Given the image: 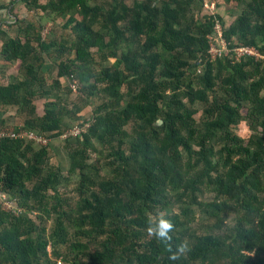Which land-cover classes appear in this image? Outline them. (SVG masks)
<instances>
[{
    "label": "trees",
    "instance_id": "trees-1",
    "mask_svg": "<svg viewBox=\"0 0 264 264\" xmlns=\"http://www.w3.org/2000/svg\"><path fill=\"white\" fill-rule=\"evenodd\" d=\"M22 1L68 14L72 38L57 45L34 21L0 18V75L19 64L0 83V107L27 116L17 127L0 119V130L49 139L45 147L0 139V191L35 213L0 210V264H264V0H225L241 7L228 28L217 13L194 20L203 0H112L107 9L90 0ZM216 21L228 54L211 60ZM239 47L261 57L236 60ZM51 55L65 59L44 87L39 69ZM71 76L87 99L103 100L79 124H89L85 131L63 138V170L47 162L50 140L90 103L67 108L62 80ZM33 98L46 100L41 114ZM241 122L247 140L233 131ZM64 173L73 204L58 190ZM195 207L203 217L196 227Z\"/></svg>",
    "mask_w": 264,
    "mask_h": 264
},
{
    "label": "rangeland",
    "instance_id": "rangeland-1",
    "mask_svg": "<svg viewBox=\"0 0 264 264\" xmlns=\"http://www.w3.org/2000/svg\"><path fill=\"white\" fill-rule=\"evenodd\" d=\"M47 0H39L40 3H44ZM158 5H160V0H154ZM215 3V7L213 9V5H210V8L213 10V13H217L222 22H223V28H228L229 25H231L234 20L240 15L241 12V7L238 6L236 3H232L229 1H225V0H211ZM97 3L100 5H103L106 9L107 6H111V5H116V3L112 0H90V3ZM135 0H127V3H135ZM5 4L7 7L3 8L2 10H0V13H5V18L7 20L10 19L11 13H16L18 14V17H22V19H25L27 21H34V23L36 24V29L38 31H40V35L42 37V39H54L58 44L62 43V39L61 37H68V38H72V32L70 29V26L64 28L63 27V23L66 21L68 14L66 15H60V16H55V13H49V12H45L42 11L40 9L37 10H28L24 5V2L22 0H0V5L1 4ZM12 9V12H11ZM10 13V14H8ZM193 16H194V20L196 21H200L202 17H204L203 15L206 14H212L210 11L205 10V7H201L199 4V7L197 9H194L192 12ZM77 18L81 19V16L76 15ZM123 24H125V22H121ZM99 28L98 25L96 24L95 29ZM107 40L109 39L106 38ZM1 44V43H0ZM95 52V50H94ZM122 52L119 51V57H121ZM73 56V54H71ZM71 56V57H72ZM48 58V59H47ZM44 58V64L41 66L42 69L39 71L41 75L45 74L46 76V82L44 83V87H48L51 86L52 84V80H55L56 78V73H57V66L58 64L61 62V60L65 59L64 56L62 57H55L54 55H51L50 57ZM96 65H94L96 71H100L101 70V66L102 65V60L100 59L99 56L96 55V61H95ZM106 62V61H105ZM115 62V59L110 58L104 65L107 68H112L113 64ZM18 67L19 64H14V65H9L7 66V68L5 69L3 75H0V83L5 84L8 81V77L9 76H15L18 73ZM121 70H124L123 67L120 68ZM1 72V71H0ZM196 72L195 71H192ZM62 85L64 86L65 90H64V99H67V108L71 109L73 107V104L76 105V103H79L80 105L82 103L85 102V100H88L87 105L82 106V110L72 119L70 120V128L72 129L75 125H77L78 123L82 122L83 120H90L91 116L93 114V109L96 108L99 104L102 103V96L97 94L95 95V97L93 98H86V94H84L83 92H78V93H69L66 91L67 89V81L66 79L62 80ZM68 90V89H67ZM35 96H38L37 93L35 94ZM32 103L35 104L36 106V115L41 114L42 110H43V103L46 100H43L41 98L37 99V98H33L31 99ZM77 101V102H75ZM196 109L198 110V114H197V119H199L202 108L200 105L196 106ZM9 116L13 119H10L11 122V126L13 127H17L20 125H23L24 119L27 117L25 113H20L19 111L16 112V110L14 108H11L10 110ZM68 121V120H67ZM10 125V124H9ZM129 129H131V126L128 127ZM66 131V130H65ZM235 134H237V136L243 138L244 140H247L248 136L250 135V131L248 130L247 126L245 125L244 122H241L239 124V126L233 130ZM62 141L63 138H57V139H53L51 138L50 140V144H52V147H50L49 153H48V159L47 162L49 165H53V166H59L61 167L63 170L68 168V159L66 158V156H64V154L62 153ZM94 160V157H93ZM66 173H64V175L61 174V179H62V183L60 185V187H58V190L60 192V194L62 195H67L70 197V203L73 204L76 199L77 196L74 195L73 193V188H74V184H72L71 181H68V178L65 177ZM207 199L209 198V196H205ZM204 199V198H203ZM1 210V209H0ZM196 210V220L193 223V226L196 227L199 223H201L203 221V217H202V213L200 210H198L197 207H195ZM175 211H177V209H175ZM7 214H12L11 212L8 211H4ZM180 212V210L178 209V213ZM38 220H36L37 222ZM50 223H47V226H49ZM48 252H50V248L48 249ZM61 264H63V260H61ZM67 264V263H64Z\"/></svg>",
    "mask_w": 264,
    "mask_h": 264
},
{
    "label": "built area",
    "instance_id": "built-area-1",
    "mask_svg": "<svg viewBox=\"0 0 264 264\" xmlns=\"http://www.w3.org/2000/svg\"><path fill=\"white\" fill-rule=\"evenodd\" d=\"M203 7H205V10L210 11L213 13V10L210 8V5H213V9L215 7V3L211 0H203ZM209 40H211L210 48L208 51L209 57L211 60H215L217 58H221L222 56L228 54V50L226 48V43L222 39V27L219 21H216L213 26V33L210 34L208 37ZM234 57L236 60H239L241 58L247 57V56H255L256 58H260L261 55L259 52L252 47H239L234 50ZM67 85L68 88L71 90L72 93H77L80 89V85L76 78L70 77L67 79ZM82 122L75 125L71 130L67 131L62 135V137L67 136H78L83 131L86 130L89 124H83L82 127L79 125ZM3 137H10V138H19L21 140H28L31 141L34 145L38 146H47L49 143V139L46 135H37L33 131H26L19 129L18 131H4L0 130V139ZM0 209L2 211H8L11 212L13 216H21L26 215V217L35 219V213L31 212L28 214H25L22 209L18 206L17 200L11 198L8 196L5 192L0 191ZM60 264V262H58Z\"/></svg>",
    "mask_w": 264,
    "mask_h": 264
},
{
    "label": "crops",
    "instance_id": "crops-1",
    "mask_svg": "<svg viewBox=\"0 0 264 264\" xmlns=\"http://www.w3.org/2000/svg\"><path fill=\"white\" fill-rule=\"evenodd\" d=\"M3 4V3H2ZM0 10H2V9H0ZM3 12V11H2ZM0 13V18H2L3 17V19H4V17H5V13ZM0 43H1V41H0ZM1 45V44H0ZM1 66H4V62H3V60H1L0 59V67ZM7 68V67H6ZM5 68V69H6ZM5 69H4V71H5ZM9 78V77H8ZM1 80V79H0ZM2 84V83H1ZM5 84H7V82L5 83ZM5 84H3V85H5ZM11 108H14L15 110H16V108L15 107H4V108H2V107H0V119L1 120H3V122H4V124L5 125H11V122H10V119H13V118H11L10 116H9V114H11L10 113V110H11ZM16 112H17V110H16Z\"/></svg>",
    "mask_w": 264,
    "mask_h": 264
},
{
    "label": "clouds",
    "instance_id": "clouds-1",
    "mask_svg": "<svg viewBox=\"0 0 264 264\" xmlns=\"http://www.w3.org/2000/svg\"><path fill=\"white\" fill-rule=\"evenodd\" d=\"M66 81H67V80H66ZM77 81H78V80H77ZM78 83H79V82H78ZM79 85H80V84H79ZM67 88H68V85H67ZM80 88H81V86H80ZM79 90H80V89H79ZM79 90H78V92H79ZM78 92H77V93H78ZM65 133H66V132H65ZM61 138H64V137H61ZM2 192H3V191H2ZM160 234H161V235H165V233H163V232L160 233Z\"/></svg>",
    "mask_w": 264,
    "mask_h": 264
},
{
    "label": "water",
    "instance_id": "water-1",
    "mask_svg": "<svg viewBox=\"0 0 264 264\" xmlns=\"http://www.w3.org/2000/svg\"><path fill=\"white\" fill-rule=\"evenodd\" d=\"M158 124H162V120H159V121H158Z\"/></svg>",
    "mask_w": 264,
    "mask_h": 264
}]
</instances>
